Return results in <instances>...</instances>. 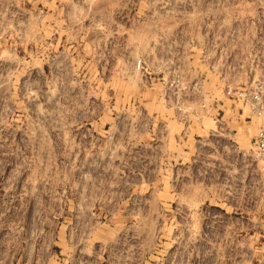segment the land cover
<instances>
[{
  "label": "rangeland",
  "instance_id": "374dc122",
  "mask_svg": "<svg viewBox=\"0 0 264 264\" xmlns=\"http://www.w3.org/2000/svg\"><path fill=\"white\" fill-rule=\"evenodd\" d=\"M258 81L264 0H0V264H264Z\"/></svg>",
  "mask_w": 264,
  "mask_h": 264
},
{
  "label": "built area",
  "instance_id": "2783aa9c",
  "mask_svg": "<svg viewBox=\"0 0 264 264\" xmlns=\"http://www.w3.org/2000/svg\"><path fill=\"white\" fill-rule=\"evenodd\" d=\"M227 93L229 97L247 104L254 115L261 117L264 114V83L258 81L254 87H247L238 91L228 89ZM251 143L256 156L264 161V126L260 127Z\"/></svg>",
  "mask_w": 264,
  "mask_h": 264
},
{
  "label": "crops",
  "instance_id": "0c3cea01",
  "mask_svg": "<svg viewBox=\"0 0 264 264\" xmlns=\"http://www.w3.org/2000/svg\"><path fill=\"white\" fill-rule=\"evenodd\" d=\"M250 121H252V119L250 120ZM250 130H252V129H250ZM250 130H248V132H250ZM249 135V137L252 135V133H249L248 134ZM254 138V136L253 137H251V139H253ZM252 141V140H251Z\"/></svg>",
  "mask_w": 264,
  "mask_h": 264
}]
</instances>
